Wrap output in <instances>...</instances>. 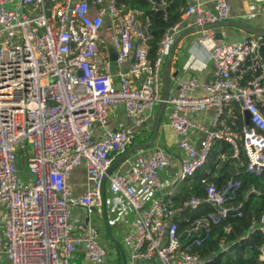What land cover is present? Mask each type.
<instances>
[{
    "label": "built area",
    "instance_id": "2783aa9c",
    "mask_svg": "<svg viewBox=\"0 0 264 264\" xmlns=\"http://www.w3.org/2000/svg\"><path fill=\"white\" fill-rule=\"evenodd\" d=\"M12 1L0 0V264L3 259L4 264H74L79 253L92 264H109L107 245L91 220L94 212L102 216L106 188L113 195L112 210L129 208L135 220V228L122 236L125 264H207L194 249L209 237L211 223L236 210L225 202L234 197L239 180L218 185L202 179L203 196L193 195L173 207L164 199L159 179L170 163L166 149L135 151L121 162V171L108 169L133 144L135 127L148 121L162 101L161 70L177 36L227 20L230 0H212V6L187 0L180 20L164 29L151 57L150 19L141 10L122 14L114 0H52L50 7L46 0H18L15 9L4 6ZM252 1L264 16V0ZM106 15L114 61L99 37ZM214 28L201 30L196 39L209 50L211 82L183 79L165 102L168 124L183 153L170 195L203 166L216 139L236 150V138L241 139L246 170L260 176L264 185V114L258 107V101L264 102V41L255 35L217 41ZM247 72L253 78L245 84L233 76ZM230 102L249 114L239 134L219 127ZM120 104L133 124L110 127L108 109ZM209 108L214 111L212 126L196 124L190 113ZM94 124L101 128L96 139ZM191 128L202 134L198 145L189 140ZM24 155L29 181L18 172L17 159ZM79 165H84L86 184L81 193H73L67 180ZM154 193L159 196L150 199ZM203 206L213 210L182 216L185 209ZM75 207L88 217L86 224L74 221ZM179 221L187 226L180 230ZM256 229L263 237L259 258L264 261V214L248 231Z\"/></svg>",
    "mask_w": 264,
    "mask_h": 264
},
{
    "label": "trees",
    "instance_id": "16d2710c",
    "mask_svg": "<svg viewBox=\"0 0 264 264\" xmlns=\"http://www.w3.org/2000/svg\"><path fill=\"white\" fill-rule=\"evenodd\" d=\"M163 1L164 5H160L161 0H114L122 14L137 9L149 17L152 33L149 40L150 57L154 54L156 43L164 29L180 20L185 7L184 0ZM51 4L52 0H46L47 7ZM261 49L263 51V46ZM228 107L232 114H224L222 119L225 125L240 131L244 119L239 113V106L236 102H230ZM258 107L264 114V104L258 103ZM237 150L234 156V148L229 142L216 139L203 166L191 177L183 180L174 194L164 197L173 207H180L189 197L204 195L205 185L201 182L202 179L215 181L218 185L224 183L228 176L240 181V187L236 189L234 197L225 202L228 208H235V212L228 213L217 223H211L209 237L194 249L207 259V264H264L259 258V246L263 237L258 229L248 231L252 221H257L264 214V185L260 176L247 172V158L241 139L237 143ZM209 210L213 208L203 206L199 210L185 209L182 216L186 214L189 218H194ZM179 226L181 230L187 223L179 221ZM246 232L248 237L244 238ZM220 242L228 247L227 250H221ZM111 243L114 245L117 260L115 264H121L119 249L112 240Z\"/></svg>",
    "mask_w": 264,
    "mask_h": 264
},
{
    "label": "crops",
    "instance_id": "0c3cea01",
    "mask_svg": "<svg viewBox=\"0 0 264 264\" xmlns=\"http://www.w3.org/2000/svg\"><path fill=\"white\" fill-rule=\"evenodd\" d=\"M184 1L186 6L187 0ZM203 1L205 5L212 6L213 3L212 0H203ZM230 2H231V14L230 17L227 19L228 21L239 22L253 27L264 29V16L260 12L261 6L259 4L254 3L252 0H230ZM4 6L8 9L11 8L15 9L18 7V0L5 3ZM110 21H111L110 17L106 15L104 19L103 29H108V28L112 29ZM214 29L217 32V38H216L217 41L219 40L236 41L251 35L231 25L218 26L215 27ZM200 34L201 32L198 31L196 33L185 35L184 37L180 38L176 43L169 67L168 96L171 95L172 93H176L178 88V83L181 80L186 79L188 77H194L200 85H204L211 82L212 65H211L209 50L197 44L196 42V39L201 36ZM262 46H263V51L262 49L260 50L261 53L264 54V44H262L261 47ZM110 48H112V46L107 47V49H109L110 59L112 60ZM103 49H106V47L103 46ZM164 65L162 67V70L164 68ZM113 70H116V68H114ZM233 76H235V78L241 84H245L248 80H251L253 78V74L250 72H247L246 74L242 75V77H239L237 74L235 75L233 74ZM162 90H163V86L161 80V98H162ZM202 93L203 91L201 90V88H197L196 94L201 95ZM258 103L264 104L263 101H258ZM228 104L225 105L224 111L222 112L219 123L220 128L229 127L228 125H225L224 119H222L224 114L225 115L227 114V116H230L232 114L230 108L228 107ZM156 112L157 109L154 108V113L150 117V119L146 121L142 126L135 127V129L138 131V134L132 145L144 143L151 138L153 134ZM213 112H214L213 109L209 108L204 111L191 112L190 116L196 124L210 128L212 126V121H213ZM239 113L243 116L244 124H247L245 114L242 113L240 109H239ZM168 114H169V106L165 105V108L163 110L158 125V129L156 131L155 138L151 141L150 145L143 149H135L128 155L130 156L134 154L135 151H141L143 154H149L152 148L154 147H161L166 149L170 158V163L167 166L168 170L166 169L168 171V175L166 176V172L165 175L164 173H161L163 169L159 172V176L161 175L162 178L165 177V179L168 178L167 179L168 184L166 185L168 189L166 190L163 189V191H161L163 196L165 197L170 195L169 194L170 188L168 187V185L171 184L172 179L175 177L179 168V164L183 158V153L177 146L178 138L174 133L173 129L168 124ZM107 124L110 127L117 128L124 126L129 127L132 126L133 123L132 120L129 117H127L123 105L120 104L108 109ZM92 127H93L92 128L93 138L96 139L100 136L101 128L96 124H94ZM230 129L234 131L236 134H239L238 130H235L233 128ZM201 135H202L201 132L198 131L196 128H191L189 131V140L192 141L195 145H198V139L201 137ZM239 140L240 139L237 137L236 142L238 143ZM230 144L233 146L234 156H236L238 150L235 149L232 143ZM120 164L113 171H117V170L121 171L123 167ZM228 178L232 179L230 176H228L224 181L228 180ZM29 180L30 177L28 173V176L25 178V181H29ZM105 183H107V181H105ZM67 184L73 193H81L84 190L86 184L84 165H79L78 167L72 170L67 180ZM177 190L178 188L176 189V191ZM103 192H104V204L107 211V217L110 223V228L112 225V227L118 232H121L122 235L124 234V232L128 230H133L135 228V220L129 208L124 209L123 211L119 210L114 212L111 206L113 195L107 190V188L104 189ZM175 192H173V194ZM76 209L77 210L79 209V213L75 216L73 212V216H74L73 218L74 221L77 224H79L82 222V220H85L86 217L85 218L83 217L84 213L82 209L75 207L73 208V211ZM184 216H186V214ZM107 248L109 250V247ZM113 252H114V247L111 251H109V257H108L109 264H115V262L111 260H113V258H115L116 256L114 255V257H111L110 255ZM74 264H92V263L90 261L85 260L82 254L79 253L77 257L74 258Z\"/></svg>",
    "mask_w": 264,
    "mask_h": 264
},
{
    "label": "water",
    "instance_id": "95a60500",
    "mask_svg": "<svg viewBox=\"0 0 264 264\" xmlns=\"http://www.w3.org/2000/svg\"><path fill=\"white\" fill-rule=\"evenodd\" d=\"M224 25H231L233 27H236L246 33H249L251 35H255L258 36L259 39L261 41L264 40V29L263 28H257V27H253L250 25H246L243 23H239V22H233V21H228V20H224L222 22H218V23H213V24H207L204 26H195L192 27L186 31H184L183 33H181L180 35L177 36V38L175 39L174 43L171 46L169 55L167 57V60L165 62L164 68L161 72V80H162V86H163V90H162V101L159 103V106L157 108V112L155 115V121H154V127H153V134L151 136V138L144 142V143H140V144H136V145H131L129 147V149L124 152L123 154H121L109 167L108 169V173L112 172L132 151H134L135 149H143L146 148L150 145L151 141L155 138L156 135V131L158 129V125L161 119V115L163 113V110L165 108V102L166 99L168 97V81H169V67H170V63H171V59H172V55H173V50L176 46V43L178 42V40L182 37H184L185 35L188 34H192V33H196L198 31H201L203 29H207V28H214V27H218V26H224ZM110 52H111V56H112V60L115 59L116 54L114 52V48H110ZM176 75V74H174ZM244 114L246 116V123L248 122V112L244 111ZM104 191V189H103ZM235 211H229V213H234ZM102 221L104 223V228L107 231L110 239L115 243V245L118 247L120 255H121V264H125L126 263V254H125V250L123 249V247L121 246V244L115 239V237L113 236V233L111 231L110 228V223L107 217V211H106V207L105 204H103V208H102ZM88 222V217L85 218L84 223L86 224Z\"/></svg>",
    "mask_w": 264,
    "mask_h": 264
},
{
    "label": "rangeland",
    "instance_id": "374dc122",
    "mask_svg": "<svg viewBox=\"0 0 264 264\" xmlns=\"http://www.w3.org/2000/svg\"><path fill=\"white\" fill-rule=\"evenodd\" d=\"M111 34H112V29H111V28H110V29H109V28H108V29H103V28H102V30L99 31V37L103 39V42H104V45H103V46H105L106 48L112 46ZM158 105H159V103L157 102V103L155 104V109H157ZM24 143L27 144V146H28V150H31V142H30V140L26 139ZM17 166H18V170H19L18 172H19V176H20V178H21L22 180H25V178L28 176L27 166H26V156H25V155L22 156L21 158L19 157V158L17 159ZM166 169H167V167H165V168L162 170L161 173H164V175H165V172H166V176H167V175H168V171H167L168 169H167V170H166ZM160 177H161V178H160ZM159 179H160V182L162 183V185L164 186V190L168 189V188L166 187V185L168 184V183H167V179H168V178H166V179H165V177L162 178V176L160 175V176H159ZM179 185H180V184H179ZM168 187L170 188V190L173 189V184L168 185ZM157 196H158V195L154 193V194L151 195L150 199H153V198H155V197H157ZM73 212H74V215L76 216V215L79 213V209H78V210L76 209V210H74ZM83 217L85 218L84 215H83ZM91 220H92V223H94V225L96 226V228H98V230H99V232H100V239H101V242H102L103 244L107 245V247H109V251H111V250L113 249L114 245L111 243V239H110V237H109L107 231H106L105 228H104V223H103V221H102V216H101L100 214L94 212V213L92 214V218H91ZM111 231H112L113 236L115 237V239H116V240L122 245L123 249L125 250V247H124V245H123V239H122V236H123V235H122V233H121V232H118L117 230H115V229L112 227V225H111ZM110 255H111V257H114V255H115V250H114V252H113L112 254H110ZM107 261H108V260H107ZM111 261H114V262L116 263V262H117L116 257L113 258V260H111ZM4 263H5V262H4V259H3V260L1 261V264H4Z\"/></svg>",
    "mask_w": 264,
    "mask_h": 264
}]
</instances>
